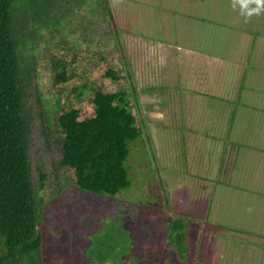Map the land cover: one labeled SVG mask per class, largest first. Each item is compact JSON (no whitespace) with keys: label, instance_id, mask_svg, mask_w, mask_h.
<instances>
[{"label":"rangeland","instance_id":"1","mask_svg":"<svg viewBox=\"0 0 264 264\" xmlns=\"http://www.w3.org/2000/svg\"><path fill=\"white\" fill-rule=\"evenodd\" d=\"M108 1L134 81L155 88L152 95L137 93L155 168L147 177L142 168L150 164L136 161L144 151L131 154L140 174L128 175H145L143 181L128 176L124 192L140 199L149 195L146 186H161L173 202L149 210L122 198L66 190L43 210V264H180L165 237L172 209L186 218L187 264H193L202 220L207 233L195 264H264V251L253 246L264 245V0ZM97 11L88 6L78 12L102 57L89 70L102 61L125 62L114 26ZM43 46L32 53L40 58L37 84L47 97L51 74L43 67L51 51ZM32 129V156L49 160L41 151L39 124ZM157 191L153 197L161 196ZM233 237L251 243L236 262L223 256Z\"/></svg>","mask_w":264,"mask_h":264},{"label":"trees","instance_id":"2","mask_svg":"<svg viewBox=\"0 0 264 264\" xmlns=\"http://www.w3.org/2000/svg\"><path fill=\"white\" fill-rule=\"evenodd\" d=\"M108 2L0 0V264H43L40 234L43 210L66 190L75 188L119 201L122 198L136 208L149 210H162L173 202V196L161 186V196L156 197H153L156 188L150 189L149 185L145 188L149 195L140 199L124 192L130 186L129 177L134 175L143 181L145 173L148 177L151 168H155L151 164L155 152L145 148L150 147L151 136L141 117L137 94L140 91L152 95L155 88H139L134 81L120 51L121 39ZM88 6L114 26L113 40L124 63L106 65L102 61L94 70L88 69L95 58L102 60L96 36L88 37V29L81 25L78 16ZM52 28L56 30L49 32ZM77 36L79 40L75 39ZM38 46L49 47L51 51L44 63L47 67L42 65L51 74L47 97L41 95L37 84L41 61L34 53ZM49 96L53 100L51 107L47 106ZM165 104L159 100L158 105ZM34 123L41 128V151L49 154V160L31 154ZM225 137L229 138V134ZM139 150L146 156L136 161L141 159L150 165L142 168L144 175L129 176L130 170L140 174L133 166L136 161L128 159ZM155 185L159 186L156 182ZM169 212L171 217L165 221L166 240L176 250L180 264H187L186 218L173 209ZM200 224L193 264L200 262L198 249L203 234L207 233L206 221ZM230 242L225 255H221L235 262L251 244L237 237L230 238ZM253 246L264 251V245Z\"/></svg>","mask_w":264,"mask_h":264},{"label":"crops","instance_id":"3","mask_svg":"<svg viewBox=\"0 0 264 264\" xmlns=\"http://www.w3.org/2000/svg\"><path fill=\"white\" fill-rule=\"evenodd\" d=\"M257 37H259V36H257ZM260 39H261V37H259ZM262 39H263V37H262Z\"/></svg>","mask_w":264,"mask_h":264},{"label":"clouds","instance_id":"4","mask_svg":"<svg viewBox=\"0 0 264 264\" xmlns=\"http://www.w3.org/2000/svg\"><path fill=\"white\" fill-rule=\"evenodd\" d=\"M258 3H259V0H258Z\"/></svg>","mask_w":264,"mask_h":264}]
</instances>
